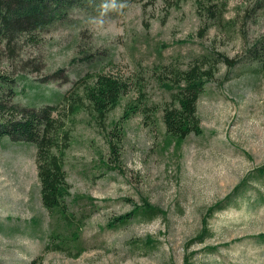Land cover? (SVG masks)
<instances>
[{"label": "rangeland", "instance_id": "obj_1", "mask_svg": "<svg viewBox=\"0 0 264 264\" xmlns=\"http://www.w3.org/2000/svg\"><path fill=\"white\" fill-rule=\"evenodd\" d=\"M257 1L127 0L103 25L89 22L98 10L77 9L42 33L43 43L25 46L21 59L32 64L21 104H44L55 91L72 100L101 71L130 88L104 119L84 106L69 120L73 225L43 204L36 147L0 140V264L39 256L41 264H264V67L248 58L264 40ZM222 54L238 63L218 62L205 85L202 134L168 135L162 109L173 100V71ZM129 102L161 111L125 119ZM240 183L200 239L209 208ZM144 199L161 212L109 226Z\"/></svg>", "mask_w": 264, "mask_h": 264}, {"label": "trees", "instance_id": "obj_2", "mask_svg": "<svg viewBox=\"0 0 264 264\" xmlns=\"http://www.w3.org/2000/svg\"><path fill=\"white\" fill-rule=\"evenodd\" d=\"M100 3L101 0H0V67L3 65V69L0 68V140L25 142L36 147L43 204L49 211L58 213L69 225L76 222L67 203L71 196L65 159L66 151L72 143L69 120L72 121L84 106L89 107L96 119H104L120 104L124 94L129 91L130 83L118 75L101 71L89 76L91 83L86 86L81 96L76 95L72 100L66 97L62 102L64 95L55 91L44 104H21L17 98L26 88V81L30 80L29 72L25 70L32 64L31 61L21 58L26 45L43 43L45 38L42 33L54 24L65 21L71 11H99ZM257 5L263 7L264 0H258ZM207 11L208 16L217 17L211 6ZM248 54V58L264 67V40L250 47ZM94 55L90 53L89 56ZM203 58L200 63H193L187 69L174 70L170 77L172 82L169 87L173 100L164 105L162 119L168 135L174 138L184 140L192 133L202 134L198 99L205 85L216 77L218 62H225L229 66L238 63L237 59H230L223 54L205 55ZM14 62L16 65L10 70ZM139 110L148 115L161 111L149 104L141 107V103L129 102L126 105L125 119ZM257 172H261L260 176L264 175V168H258ZM241 184L225 199L209 208L200 239L207 234L209 217L231 204L233 196L241 193ZM159 212V207L144 199L142 205H136L131 211L115 217L109 226L116 228L126 225L140 214L154 217L153 214ZM146 242L151 243L147 240ZM52 248L65 250L62 243H55ZM28 264H41V257Z\"/></svg>", "mask_w": 264, "mask_h": 264}, {"label": "clouds", "instance_id": "obj_3", "mask_svg": "<svg viewBox=\"0 0 264 264\" xmlns=\"http://www.w3.org/2000/svg\"><path fill=\"white\" fill-rule=\"evenodd\" d=\"M128 7L127 0H101L99 4V15L90 17L89 22L96 25L104 24V17L109 12H121L124 8Z\"/></svg>", "mask_w": 264, "mask_h": 264}]
</instances>
